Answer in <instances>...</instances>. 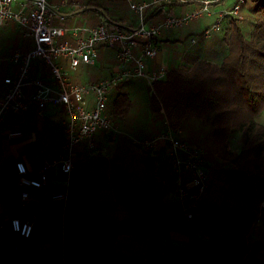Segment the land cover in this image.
Returning a JSON list of instances; mask_svg holds the SVG:
<instances>
[{
    "label": "trees",
    "instance_id": "1",
    "mask_svg": "<svg viewBox=\"0 0 264 264\" xmlns=\"http://www.w3.org/2000/svg\"><path fill=\"white\" fill-rule=\"evenodd\" d=\"M113 6L120 7L123 16L127 13L123 1ZM175 9V14L183 11ZM241 12L242 19L229 17L220 30L193 45V37L211 24L207 16L163 30L170 68L153 83L154 94H148L142 78H137L141 83L128 78L115 87L119 90L106 105L107 114L130 140L154 136H135L143 126L139 120L149 111L160 120L155 134L162 131L166 116L173 129L181 128V140L206 151L208 189L192 210L195 216L186 219L177 202L172 207L176 214L160 213L155 224L168 216L169 226L155 233L188 234L185 264H264V245L253 229L264 217V0H245ZM31 47L32 40L22 36L19 25L0 26L1 95L10 67L4 58ZM35 67L32 63L31 74ZM82 171L73 168L69 176L63 220L65 264H114L117 237L129 231L124 221L130 204L103 200L110 190L105 181L104 186L100 182L103 191L98 197L88 201L81 195L86 187ZM197 232L205 240H196ZM10 263L21 264L16 256Z\"/></svg>",
    "mask_w": 264,
    "mask_h": 264
},
{
    "label": "crops",
    "instance_id": "2",
    "mask_svg": "<svg viewBox=\"0 0 264 264\" xmlns=\"http://www.w3.org/2000/svg\"><path fill=\"white\" fill-rule=\"evenodd\" d=\"M50 1L52 3L62 1L67 3L60 9L66 13V16L59 21L66 26L91 27L102 19L122 26H136L138 23V18L129 9L127 0H121L128 8L127 13L124 12V16L122 13L120 14V7L113 6L119 0ZM132 1L148 2L151 0ZM235 2L236 0H224V2L215 4L212 7V14L207 18L211 19L212 23L219 11L230 9ZM187 3L189 4L182 5L181 8L180 6L165 5L154 13V10H148L146 24L160 21L175 8L183 9L182 12L176 14H183L198 6L194 0H189ZM73 4H78V7ZM229 19L225 18L222 24H226ZM81 36L85 35L81 34ZM65 38L72 40L70 34ZM164 39L165 36L162 33L158 37L159 51L156 57L146 60L148 72H154L160 68L165 70L170 68L169 49L162 44ZM191 41L195 42L194 39ZM191 45L193 44L191 43ZM8 56L4 58L10 64L6 76H10L16 70V65L8 61ZM180 62L178 63L180 64ZM61 64L67 70L71 81L79 85H86L109 77L119 67L115 50L103 45L98 46V58L94 65L81 64L76 69H72L66 60H62ZM33 66L36 67L34 73H30L31 77L41 74L46 82L51 81L46 65L33 62ZM105 73L107 75L103 77L102 75ZM141 81L147 87L150 95L146 82ZM4 89L5 86L1 83V91L3 92ZM24 91L28 104L27 110L22 113H8L0 128V226H2L0 229V264H12L10 263L11 258L15 256L21 264H65L63 220L67 201H53L51 195L65 191L68 193L70 174H67L61 164L57 163L48 170L47 183L39 189H34L19 185L15 170V162L22 161L28 169L30 177L37 178V172L44 159L50 161L58 159L63 151L64 136L61 131V121L64 112L62 108L49 106L41 116H38L37 106L30 98L32 87L26 86ZM85 98L91 108L93 106L91 95H86ZM161 112L164 115L162 108ZM105 113L107 114L106 110ZM110 118L121 132L98 130L93 136V148L89 149L86 142L76 145L73 149V165L74 168L84 172L86 187L83 188L81 195L88 201H93L98 197L100 191H103L102 186L105 181L110 192L105 193L103 200L130 204L128 205V217L124 221V227L129 231L117 237L114 264H185L190 241L188 234L176 230L155 233L156 229L169 226L168 216L163 223L155 225L160 222V213L176 214L172 207L178 202L177 176L168 157L167 145L161 144L154 150H144L133 140H130L131 137L122 130L119 123H116L112 117ZM157 120L148 111L147 117H141L139 120L143 126L140 127L141 130H137L135 136L156 135L155 128L160 126V120ZM167 121L166 116H163L162 131L166 129ZM205 161L202 169L207 174L209 169L207 158ZM188 179L189 174L184 171L182 182L188 184ZM100 182H102V186H100ZM23 190L29 192V203L22 210L19 205L20 193ZM262 206L264 208L263 204ZM14 217L34 220L29 238H22L10 230L9 221ZM253 229L264 245L262 239L264 217L257 221ZM195 239L205 240V237L201 232H197Z\"/></svg>",
    "mask_w": 264,
    "mask_h": 264
},
{
    "label": "built area",
    "instance_id": "3",
    "mask_svg": "<svg viewBox=\"0 0 264 264\" xmlns=\"http://www.w3.org/2000/svg\"><path fill=\"white\" fill-rule=\"evenodd\" d=\"M129 8L137 15L136 26H125L102 19L91 27L66 26L63 20L66 13L60 9L67 3H52L50 0H0V26L14 23L20 26L23 37L32 40V47L26 51L16 50L8 56V61L16 65L15 72L3 78L4 93L0 96V128L8 113H22L28 108L25 100L26 86L32 87L31 101L37 106V115L41 116L49 106L63 109L61 121L64 143L62 153L56 160L44 159L37 172V178L30 173L22 161L15 162L18 184L23 187L39 189L47 183V172L55 164L70 174L74 168L73 149L81 142L93 148V136L98 130L119 133L121 130L105 113L108 94L121 81L128 78H142L150 94H154L153 83L164 77L166 70L160 68L148 72L146 60L156 57L159 46L157 38L165 29L187 25L203 16L212 14V7L224 0H194L198 6L183 14H168L160 21L146 24V12H157L165 5L176 2L187 3L189 0H151L134 2L127 0ZM245 0H236L230 9L218 12L215 20L207 27L202 36L209 37L220 30L225 18L242 19L241 7ZM78 7V4H73ZM70 34L72 40L65 38ZM84 34L85 36H81ZM61 38V39H60ZM194 43V41H193ZM103 45L115 50L118 69L109 77L93 81L86 85L71 81L67 70L61 64L68 61L72 69L81 64L94 65L98 58V46ZM46 65L50 82H46L41 74L31 77L32 63ZM86 95H91L93 106L89 108ZM164 131L150 138H133V142L144 150H154L161 144L167 145L174 172L176 173L177 201L181 214L192 219L193 209L208 189V176L202 169L205 161L203 148L189 145L181 140V129H173L167 121ZM1 166V157H0ZM189 174L188 184L182 182V173ZM67 191L53 193V201L66 202ZM29 203V192L20 193V209ZM262 204L264 205V199ZM34 220L11 218L10 230L22 238H29ZM2 226H0V229Z\"/></svg>",
    "mask_w": 264,
    "mask_h": 264
},
{
    "label": "rangeland",
    "instance_id": "4",
    "mask_svg": "<svg viewBox=\"0 0 264 264\" xmlns=\"http://www.w3.org/2000/svg\"><path fill=\"white\" fill-rule=\"evenodd\" d=\"M247 1H249V0H247ZM244 12V11H243ZM243 14V13H242ZM192 22H196V20L195 21H192ZM185 28V27H184ZM199 31L200 30H198V33H199ZM203 36H202V34L201 35H195L193 38L195 39V41L196 42H198L201 38H202ZM203 38H206V37H203ZM202 42H206L205 40H203ZM192 44H194V43H192ZM191 45V44H190ZM190 47V46H189ZM131 82H139V83H141V81L139 80V79H137V78H132V80H131ZM118 88H113L110 92H109V94H108V98H110V101L113 99V97H114V95L118 92ZM144 91V90H143ZM150 99V98H149ZM137 101L138 102H140L141 103V101H139V99H137ZM262 239H263V241H264V235H263V233H262Z\"/></svg>",
    "mask_w": 264,
    "mask_h": 264
}]
</instances>
